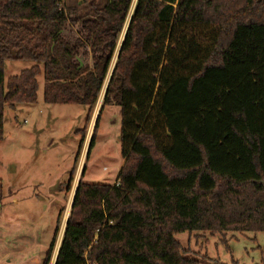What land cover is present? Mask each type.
<instances>
[{
	"label": "trees",
	"instance_id": "16d2710c",
	"mask_svg": "<svg viewBox=\"0 0 264 264\" xmlns=\"http://www.w3.org/2000/svg\"><path fill=\"white\" fill-rule=\"evenodd\" d=\"M64 1L0 0V141L42 72L44 103L87 107L67 185L104 89L86 159L116 105L123 164L83 165L54 264H201L175 234L264 233V0ZM6 60L35 64L4 81Z\"/></svg>",
	"mask_w": 264,
	"mask_h": 264
},
{
	"label": "rangeland",
	"instance_id": "374dc122",
	"mask_svg": "<svg viewBox=\"0 0 264 264\" xmlns=\"http://www.w3.org/2000/svg\"><path fill=\"white\" fill-rule=\"evenodd\" d=\"M73 5L75 0H65ZM114 61V60H113ZM113 61L111 66L113 65ZM33 61L6 60L4 81L21 70L34 65ZM42 67V65L40 64ZM38 82L37 101L34 104H18L15 111L5 107L3 111V140L0 141V183L3 188V212L15 205L7 203L12 193L21 194L17 205V221L23 220L27 243L23 258L33 254L41 256L52 237L55 225L54 206L61 197L58 232L53 253L62 235L63 220L70 211L71 193L74 192L85 165L82 181L86 183L114 184L123 164L120 155L119 129L121 110L116 105H105L100 113L95 140L86 159L87 147L95 118L101 106L103 90L92 108L83 142L75 164L72 181L67 185L69 171L77 152L87 107L75 104H46L42 99L43 75ZM62 187V188H61ZM61 192V193H58ZM35 195L39 198L36 200ZM9 214V213H8ZM11 237V236H10ZM41 243L32 248L33 242ZM186 257L201 264H264V234L192 231L174 235ZM16 239L12 237V241ZM5 262V261H2ZM51 262V261H50ZM15 264V263H14Z\"/></svg>",
	"mask_w": 264,
	"mask_h": 264
},
{
	"label": "crops",
	"instance_id": "0c3cea01",
	"mask_svg": "<svg viewBox=\"0 0 264 264\" xmlns=\"http://www.w3.org/2000/svg\"><path fill=\"white\" fill-rule=\"evenodd\" d=\"M58 188H59V186L54 187L49 191V194H51L53 201L55 198L59 199V200H57V202L54 206L56 214H55V221H54L55 225H54V228L52 231V236H53V233H54V230L56 227L57 219L59 217V209H60L62 199L60 196H58V197L54 196V194H52L51 191L54 192L55 190H58ZM58 193H61V192H58ZM73 193L74 192L71 193V198L69 200L70 205H71ZM12 194L13 195H12L11 199L8 200L7 203H10V204L15 205V206L13 207V209L9 210V212H8L9 214L3 212L2 206H3V204H6V203H3V200H2V203L0 205V264H14V263L15 264H41L49 245L46 246V248L44 249L45 252H42L41 256H39L38 254H33V256H31L30 259L23 258V256L26 255L25 250H26L27 243L25 242V239H26L27 235L25 232L23 220H20L18 222L17 216H16L17 205L20 201L21 194H19V190L14 191ZM38 198L39 197L37 195H35V199L37 200ZM66 219H64L62 222L63 223L62 234H63ZM12 237H14V239H16L15 242L12 241ZM61 237H62V235H61ZM61 237L59 240V244L61 241ZM51 239H52V237H51ZM51 239H50V241H51ZM36 241L37 242H33V246H32L33 249L36 248L41 243V240L38 238ZM59 244L56 246L54 253H53V258H52V260L50 259L51 262H49V264H54ZM2 261H5V262H2Z\"/></svg>",
	"mask_w": 264,
	"mask_h": 264
},
{
	"label": "water",
	"instance_id": "95a60500",
	"mask_svg": "<svg viewBox=\"0 0 264 264\" xmlns=\"http://www.w3.org/2000/svg\"><path fill=\"white\" fill-rule=\"evenodd\" d=\"M129 22V21H128ZM119 51V50H118ZM118 55V52H117V54H116V56ZM105 92V89H104V91H103V93ZM66 222V221H65Z\"/></svg>",
	"mask_w": 264,
	"mask_h": 264
}]
</instances>
